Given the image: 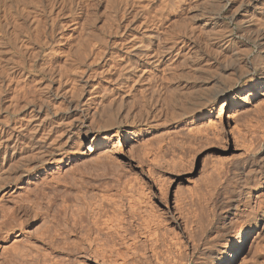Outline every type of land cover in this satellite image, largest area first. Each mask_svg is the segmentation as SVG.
<instances>
[{
    "label": "rangeland",
    "instance_id": "rangeland-1",
    "mask_svg": "<svg viewBox=\"0 0 264 264\" xmlns=\"http://www.w3.org/2000/svg\"><path fill=\"white\" fill-rule=\"evenodd\" d=\"M150 39L163 59L158 75L173 67L176 79L162 98L148 93L139 124L103 128L107 118L97 122L91 102L100 86L117 89L109 50L125 56V46ZM260 43L264 0H0V56L5 64L21 56L15 69L0 68V122L19 130L44 103L43 129L65 132L37 166L11 162L16 181L0 164V264L190 257L213 218L210 195L223 190L226 165L248 157L264 136ZM195 63L205 70H190ZM204 88L229 90L183 116L179 98ZM71 103L82 108L69 113ZM78 126L88 131L80 140Z\"/></svg>",
    "mask_w": 264,
    "mask_h": 264
},
{
    "label": "bare ground",
    "instance_id": "bare-ground-1",
    "mask_svg": "<svg viewBox=\"0 0 264 264\" xmlns=\"http://www.w3.org/2000/svg\"><path fill=\"white\" fill-rule=\"evenodd\" d=\"M69 9H71V7H69ZM150 41L151 42L147 45L137 46V42H135L131 47L125 46V49H123L124 53H126L125 56H119L120 54L117 56L118 51L114 48L109 50V53L112 55L110 61H112L111 64L116 71L114 74L112 73V76H114L112 77V80L116 83L117 89L108 92V89L100 86L101 89L98 91L100 97L91 102V104L93 103L94 105L92 108V115L96 118V121L97 118H107V120L104 121L105 127L103 128L114 124L122 125L124 127L128 124H139L142 119L148 115V103H146L148 101H145L148 93H157L159 94L158 97L162 98L161 92L164 93L163 89L165 90L166 88H169L168 86H171L176 79V74L172 76V71L176 72L177 69L173 67L167 72L168 77L158 75V70L163 59L159 57V50L152 44V39H150ZM259 45L263 46L264 44L260 43ZM103 49V52L106 51L105 48ZM101 52L99 51V54ZM21 53L24 54L23 51H21ZM262 53H264V47H260V54ZM20 57L21 56L15 54L10 58L9 62L5 64V55L0 56V68L2 66L4 67L2 69L3 72L6 70V65H12V68H14L13 64L16 65L19 63L18 58ZM262 57L264 58V56ZM190 70H193L194 72L204 71L205 68L203 65L195 63L190 66ZM257 71L260 72L261 76H264V60L262 58H260ZM3 72L1 73L3 74ZM12 73L13 72L10 74ZM182 76V81H188L187 76L184 75H180L177 78ZM210 89L211 90L204 88V90L198 92L192 89L181 96L177 103L180 106L179 110L182 115L186 116L196 113L197 111H202L219 95H223L229 90L226 88L222 91L218 90V92L215 93L216 90H214V88ZM23 97L26 96L23 95ZM27 100L28 99H26V101ZM43 105L44 103L33 105L35 107H33L30 112L31 116L28 121L19 126V130L15 129L17 126L10 124L9 119L1 120L0 122V164L2 165V168L5 164L9 168L7 170L14 172L11 174V176H14L13 178L8 174L9 178H12L13 181H16L19 175L17 176L18 167L12 165L13 163L11 164V162L15 161V159H19L21 163L23 162L24 166H27V168L30 163H34L36 164L35 166H37L38 161L41 162L45 153L51 150L56 144L55 141L58 138L57 136L65 133H58L61 130H57V133L60 135H57L56 133L54 136L49 134L51 132H46L47 130L43 129L44 122H46L48 116H41L44 109ZM81 106L82 103L70 105L69 113L78 111ZM90 106L91 105L88 107L90 108ZM222 110L223 108H221V111ZM242 114V110H239L232 118L238 121L239 118H242ZM76 129V133L78 134L77 140H80L88 133L83 127L78 126ZM64 137H67V141H69L72 139V134L70 135L67 132ZM263 138L264 136L257 141V144L254 143L256 146L251 152H249L250 155L248 154V157L246 156L244 159L226 165L223 174L226 184L223 190L221 189L219 192L215 191V194L212 192L214 195H210V199L212 198L210 201L213 204L211 205L213 206V211L211 210L213 218H211V221L209 220L210 222L208 221L209 224L206 223L209 227L206 229L204 228V231L201 226L202 231L200 232H203V234L200 233V240L197 241L198 245L196 244V246H193L191 256L187 257L185 254L181 252L179 253L180 249L178 247V259L176 258L175 260V257H172L174 260L171 261V258H168V263H166L167 254L165 255L161 252V255H165L163 257L166 259H164L165 261L161 260L163 262L156 260V263L157 261L159 262L157 264H187L189 261L190 264H264V156L262 157L264 153H261V150L264 147ZM79 142L80 141L75 142L76 146H78L77 144H80ZM61 145L62 144H56L57 147ZM56 146H54V148ZM17 162L19 161L16 160V163ZM24 166L22 167L24 168ZM130 206L132 212L134 206L132 203H130ZM147 222L143 218L142 224H146ZM127 232H129L127 235L131 238L130 230ZM163 257L161 258L160 256H157V259H163ZM186 260H188L187 263L184 262Z\"/></svg>",
    "mask_w": 264,
    "mask_h": 264
}]
</instances>
